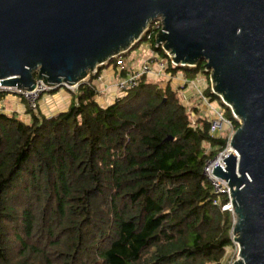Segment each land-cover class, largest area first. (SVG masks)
Masks as SVG:
<instances>
[{"label":"trees","instance_id":"obj_1","mask_svg":"<svg viewBox=\"0 0 264 264\" xmlns=\"http://www.w3.org/2000/svg\"><path fill=\"white\" fill-rule=\"evenodd\" d=\"M151 31L164 76L143 77L117 101L99 103L90 75L76 91L62 87L72 102L51 117L26 107V123L0 108V264H228L235 218L203 169L230 134L212 136L209 118L184 104L172 80L204 75L203 95L234 131L240 124L212 93L204 62L174 66ZM145 36L97 74L111 67L124 76L116 61L127 63Z\"/></svg>","mask_w":264,"mask_h":264},{"label":"water","instance_id":"obj_2","mask_svg":"<svg viewBox=\"0 0 264 264\" xmlns=\"http://www.w3.org/2000/svg\"><path fill=\"white\" fill-rule=\"evenodd\" d=\"M158 18L156 46L174 66L203 61L239 121L211 176L229 188L232 264H264V0H0V88L77 86Z\"/></svg>","mask_w":264,"mask_h":264},{"label":"built area","instance_id":"obj_3","mask_svg":"<svg viewBox=\"0 0 264 264\" xmlns=\"http://www.w3.org/2000/svg\"><path fill=\"white\" fill-rule=\"evenodd\" d=\"M161 28H162V22L160 18L156 19L151 23V25H149L147 31L145 32L146 40L142 42V44H145L144 46L145 56L137 67H130L127 69L122 59H118L116 61L117 66L120 67V69L124 70L125 73L124 76L120 77L114 85L115 90L118 92L115 101L124 97L129 92V90L137 88L140 83V80L143 77L154 76L156 78H160L164 76L165 70L167 68V63L155 51H153L150 48L148 43V41L151 39V34H152L151 30L158 29L159 31ZM167 56L170 58L168 54ZM91 75H97L95 78V80L97 81H100L102 79L101 75L97 74V70H95V72H93ZM35 86L36 88L32 92L17 90L15 88H10V89L0 88V92L18 95L26 103L27 108L30 111L35 112L38 109V101L41 98V96L44 93L53 90L51 87H47L41 82H37ZM77 87L78 85L68 87L66 89L70 91H76ZM197 93L200 96L201 102L206 104V106L211 111L212 117L209 119L210 134L212 136H217L223 131H229L230 134L229 140H230V137L233 134L234 129L231 121L228 118H226L224 109L218 106L216 108L212 107L211 103H209L207 100L208 98L205 97L203 93L199 92L198 90ZM229 151L230 150H229V142H228L227 148L222 153H219L211 161L206 162L203 169V174L212 185V188L216 194L227 195L228 202L222 206V211L229 212L232 214L233 208L231 204L230 193L228 191L229 188L228 186H226V182L222 181L219 178H215L211 176L214 168L217 166L221 167L222 170H224L225 165L223 164V158L229 153Z\"/></svg>","mask_w":264,"mask_h":264},{"label":"crops","instance_id":"obj_4","mask_svg":"<svg viewBox=\"0 0 264 264\" xmlns=\"http://www.w3.org/2000/svg\"><path fill=\"white\" fill-rule=\"evenodd\" d=\"M138 65L134 64L133 61L131 60H128L127 63H125V67L127 69L130 67H137ZM106 68L107 70L104 74L100 73L102 79L100 81L95 80V82L97 83V87L94 85L95 82L94 83L92 82V84L95 86L97 90L98 93L97 100L99 101V103L104 105H109L115 101V98L118 95V93H116L117 91L114 89V85H115L114 75L120 78V70L119 69L114 70L111 67H106ZM178 76L175 77L173 80H178L180 78L179 81H181L183 85L192 84V86L189 85L191 88H189L187 85V87L184 89L185 92H187L186 96L188 98V101L192 102L191 104H194L193 103L194 94L195 92H197L198 88H200L199 85H202V81L200 79H196L194 81H190L189 83V81L183 75H178ZM176 86L177 87L181 86L180 82H178ZM71 102H72V97L70 92L65 90L57 91L53 95L46 97L45 99H42L38 107V111L39 114L43 116L51 117L59 112L67 110ZM185 105L187 106L188 104L185 103ZM212 105L215 104L212 103ZM26 107L27 105L24 101L15 100L14 98H4V100L0 102V108L3 109L4 112L15 113L18 117L22 115L24 118H28L29 120L28 113L26 112ZM202 109H204L203 106Z\"/></svg>","mask_w":264,"mask_h":264},{"label":"rangeland","instance_id":"obj_5","mask_svg":"<svg viewBox=\"0 0 264 264\" xmlns=\"http://www.w3.org/2000/svg\"><path fill=\"white\" fill-rule=\"evenodd\" d=\"M144 46H145V44H141L139 48L130 51L129 57H127L125 60L126 61L131 60V61H133L134 64L138 65L144 59V56H145ZM106 70H107V68H102L101 73L104 74L106 72ZM179 75H181V74H179ZM203 76L204 75H201L200 76L202 79L199 78L202 81V85H199L198 84L199 87H200V88H198V91L201 92V93H203L204 89L208 86L207 83H206V81L203 79ZM151 77L154 78V79L156 78L154 76H151ZM178 77H180V76H178ZM118 79H119V77L114 75V83H116ZM179 80H180V78L178 80H173L171 82V86L174 88V90H178L179 91L177 93L180 96V99L184 102V104L185 103L188 104L187 105L188 108H191V106L194 105V104H191L192 102L188 101V98L186 96V93L187 92H185V89L184 88H186L187 85H188L189 88H191L189 85L192 86V84L183 85L182 82L179 81ZM92 82L94 83L95 82V79ZM178 82H180V85L181 86L183 85V86L182 87L181 86H178L177 87L176 84ZM95 83H94V85L97 87V83L96 84ZM61 90H64V88H60L57 91H61ZM57 91L44 93L41 96V98L39 99V101H38V107H39L40 102L42 101V99H45L46 97H49V96L53 95ZM116 93H118V92H116ZM5 98H14L15 100H19V101L21 100V98L18 95L10 94V93H6L5 94ZM207 100H208L209 103H211V106L212 107H215V108L217 107V105H212V102L209 99H207ZM193 103H195V104L197 103V106L200 107L201 113L204 116H206L209 119L212 117L211 111L206 106V104H204L203 102H201L200 96H199V94L197 92H195V94H194ZM202 106L204 107V109H202ZM2 110L3 109H1V111ZM28 117H29V120H30V114H28ZM19 118L22 119L26 123L29 122L28 118H24L22 115L19 116ZM237 252H238V247L235 244H234V247L233 248L228 249V252L226 254V257L228 259V264H232L235 261V259L237 258Z\"/></svg>","mask_w":264,"mask_h":264}]
</instances>
